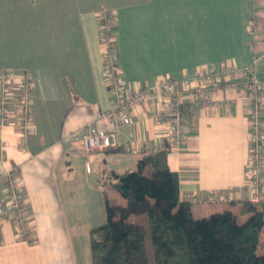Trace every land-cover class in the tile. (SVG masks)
<instances>
[{"label":"crops","instance_id":"crops-1","mask_svg":"<svg viewBox=\"0 0 264 264\" xmlns=\"http://www.w3.org/2000/svg\"><path fill=\"white\" fill-rule=\"evenodd\" d=\"M101 11L113 26L111 47L127 90L222 66L251 69L263 99L264 200V0H0V69L30 74L33 124L23 147L16 118L0 127V199L11 172L21 181L32 227L27 238H17L11 219L3 217L0 264H80L77 235L102 224L103 188L125 205L103 186L109 171L134 169L166 141V124L157 117L162 97L154 96L131 108L116 146L83 149L86 125L112 104ZM218 86L217 103L195 114L186 139L168 150L167 165L177 172L179 199L189 202L195 218L230 210L243 222L251 213L244 187L250 86L246 78ZM78 173L87 182L82 200L72 189ZM259 245L263 253L264 221Z\"/></svg>","mask_w":264,"mask_h":264},{"label":"trees","instance_id":"trees-1","mask_svg":"<svg viewBox=\"0 0 264 264\" xmlns=\"http://www.w3.org/2000/svg\"><path fill=\"white\" fill-rule=\"evenodd\" d=\"M102 22L99 18V33ZM166 141L139 158L134 169L109 171L103 186L118 192L125 205L103 188L107 219L90 229L91 264H264V252H258L264 200L250 202L243 222L230 210L195 218L189 202L179 199ZM132 212L137 216L130 220Z\"/></svg>","mask_w":264,"mask_h":264},{"label":"built area","instance_id":"built-area-1","mask_svg":"<svg viewBox=\"0 0 264 264\" xmlns=\"http://www.w3.org/2000/svg\"><path fill=\"white\" fill-rule=\"evenodd\" d=\"M100 37L105 45L104 54L107 62L104 64V77L108 90L112 95L111 107L99 110L94 118L86 125L81 134L84 150H92L117 145L118 130L131 123V108L145 102L154 96L162 97V106L157 117L166 124L165 138L169 147L177 148L186 139L188 124L198 111L217 103L214 90L220 86L215 82L230 83L231 78H246L250 75L248 92L249 100V132L248 157L245 164L244 187L248 192L251 203L259 201L261 189L262 157L260 145L261 104L263 102L260 82L249 67L222 66L217 71H198L193 77H183L176 80L170 76L160 77L152 85H144L133 90L125 88L118 74L115 62V52L110 46L112 30L104 11L99 12ZM210 83V84H209ZM225 85V84H224ZM214 86H218L215 87ZM32 79L29 73H15L10 69H0V127L8 124L12 118L17 119L19 144L24 146L25 136L32 129L30 117ZM0 149L2 146L0 145ZM126 149H130L126 146ZM219 200H225L223 191L218 193ZM25 198L20 179L11 172L5 175L4 196L0 199V222L8 216L14 228L15 236L27 238L31 231V221L25 211Z\"/></svg>","mask_w":264,"mask_h":264},{"label":"rangeland","instance_id":"rangeland-1","mask_svg":"<svg viewBox=\"0 0 264 264\" xmlns=\"http://www.w3.org/2000/svg\"><path fill=\"white\" fill-rule=\"evenodd\" d=\"M111 29H112V27H111ZM233 79H239V78H234L233 77V78L230 79V82H232ZM246 79L248 81V84L252 85L251 82L249 83L250 75L249 76L247 75ZM217 83L219 85L227 84L225 81L215 82L216 85H217ZM72 189L76 193V195H80V200H82L83 197H84L83 194L86 192V189H87V182H86V179L82 178L79 173L76 174V176H75V178L73 180ZM77 193H79V194H77ZM115 193L120 195L118 192H115ZM118 197H121V196H118ZM102 203H103V206H104V199L102 200ZM104 209H105V206H104ZM105 212L103 211V213L101 214V216L105 215L103 217L104 219H101L103 221H100L102 223H104L106 221V219H107L106 218L107 216H106ZM85 230H86L85 233L77 235V237H78L77 240H78V243H79L80 264H91V262H90V254H89V232H90V230L88 229V227L86 228V226H85ZM261 249H262V245H259V252L260 253H261Z\"/></svg>","mask_w":264,"mask_h":264}]
</instances>
